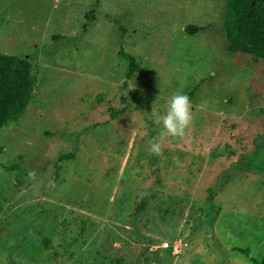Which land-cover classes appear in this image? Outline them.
<instances>
[{
  "label": "rangeland",
  "instance_id": "rangeland-1",
  "mask_svg": "<svg viewBox=\"0 0 264 264\" xmlns=\"http://www.w3.org/2000/svg\"><path fill=\"white\" fill-rule=\"evenodd\" d=\"M223 10L224 0H0V53L37 70L25 111L0 129V264L260 259L264 62L227 52ZM177 91L193 122L152 155Z\"/></svg>",
  "mask_w": 264,
  "mask_h": 264
},
{
  "label": "trees",
  "instance_id": "trees-1",
  "mask_svg": "<svg viewBox=\"0 0 264 264\" xmlns=\"http://www.w3.org/2000/svg\"><path fill=\"white\" fill-rule=\"evenodd\" d=\"M84 18L86 22L80 27L83 33L93 22V10H89ZM202 29L188 25L184 31L193 35ZM220 31L228 53L248 56L254 64L264 62V0H224ZM126 59L125 78L129 79L137 65L131 57ZM36 73V66L28 59L0 53V129L17 121L25 111L33 93ZM69 156L63 155L59 159ZM238 251L246 253V250ZM254 263L264 264V252Z\"/></svg>",
  "mask_w": 264,
  "mask_h": 264
},
{
  "label": "clouds",
  "instance_id": "clouds-1",
  "mask_svg": "<svg viewBox=\"0 0 264 264\" xmlns=\"http://www.w3.org/2000/svg\"><path fill=\"white\" fill-rule=\"evenodd\" d=\"M193 122L192 101L190 97L183 92L177 91L170 95L167 100V109L161 117L159 123L162 126V132L159 136H154L148 140L147 151L156 156L163 153L164 140L166 137L184 138L186 130ZM27 178L34 180L36 170L31 169L27 173ZM54 181H49L54 186Z\"/></svg>",
  "mask_w": 264,
  "mask_h": 264
},
{
  "label": "built area",
  "instance_id": "built-area-1",
  "mask_svg": "<svg viewBox=\"0 0 264 264\" xmlns=\"http://www.w3.org/2000/svg\"><path fill=\"white\" fill-rule=\"evenodd\" d=\"M164 245H165V247H166L167 244H164Z\"/></svg>",
  "mask_w": 264,
  "mask_h": 264
}]
</instances>
